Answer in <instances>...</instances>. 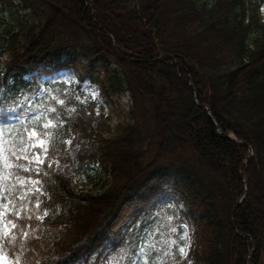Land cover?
<instances>
[{
    "label": "trees",
    "instance_id": "16d2710c",
    "mask_svg": "<svg viewBox=\"0 0 264 264\" xmlns=\"http://www.w3.org/2000/svg\"><path fill=\"white\" fill-rule=\"evenodd\" d=\"M1 3L10 15L9 23L0 24V121L20 128L19 121L38 114L30 111L34 105L51 104L67 120L59 131L70 129V136L54 141L63 172L48 169L47 161L42 166L55 185L41 173L47 195L36 193L43 204L34 211L40 215L47 208L49 216L31 222L39 225L40 239L30 231L24 243L32 251L24 264H127L118 253L129 235L110 221L125 197L140 189L161 196L158 202L167 212L130 215L127 222L144 220L135 232L147 237L159 227L157 240L162 234L179 240L186 223L193 233L189 256L182 260L173 246L174 259L164 257V264H264V221L258 228L244 210L255 194L264 214V0ZM62 58L90 62L89 68L105 75L106 92L129 90L130 121L118 124L114 134L97 102L77 100L60 89L64 84L48 85L41 93L42 81L32 74L58 67ZM90 76L99 82V76ZM53 95L75 108L71 119L65 106L49 99ZM204 105L222 131L253 146L246 165L247 146L220 136ZM20 114L17 121L3 119ZM67 138H73L72 154L64 157L67 145L61 140ZM208 147L221 151L219 160L229 166L210 162ZM240 171L248 189L237 204L245 191ZM104 173L110 177L94 191L89 185L99 184ZM168 216L174 219L167 221ZM171 227L178 233L168 231Z\"/></svg>",
    "mask_w": 264,
    "mask_h": 264
},
{
    "label": "snow or ice",
    "instance_id": "6c2138e0",
    "mask_svg": "<svg viewBox=\"0 0 264 264\" xmlns=\"http://www.w3.org/2000/svg\"><path fill=\"white\" fill-rule=\"evenodd\" d=\"M98 95V90L94 91L93 99ZM49 99L65 106L62 109L64 115L69 119L72 118L75 108H67L65 100L58 99L55 95ZM41 108L44 111H40ZM30 111L38 114L19 121L20 128L7 127L0 121V264H24L27 252L32 251L26 249L24 243L28 240L30 231L37 240L40 239L37 234L39 225L33 227L31 222L44 221L45 217L49 216L47 208H44L40 215H36L34 211L40 209L43 204L36 193L47 195L44 191L46 182L41 178V173L43 177L48 178L49 185H55L51 173L42 166L47 161L48 169L57 173H62L63 168L66 167L61 165V153L54 141L59 136L66 134L70 136V129L67 133L59 131L67 120L62 118L60 111L51 104H36ZM53 114L55 120L51 118ZM61 143L67 145L62 155L71 156L69 149L73 145V138L61 140ZM37 147L42 151H36ZM76 148H79L78 144ZM50 149L52 155L49 154ZM9 214L12 218H9ZM173 219L174 217L171 216L166 217L167 221ZM20 220L24 223H19ZM137 223H144L143 218L134 221L133 226ZM181 227L184 231L179 240L171 236L165 238L164 234L157 240L154 233L142 237L138 232H129V241L118 253L119 260H127V264H138V261L139 264H164V257L174 259L175 254L171 251L173 246H177L179 253L186 257L189 244H180V241L189 240L188 225L183 224ZM168 231L176 233L178 229L171 227ZM155 232L159 233L161 229L158 227ZM8 249H18V251L10 255ZM110 264L113 262L110 261Z\"/></svg>",
    "mask_w": 264,
    "mask_h": 264
},
{
    "label": "rangeland",
    "instance_id": "374dc122",
    "mask_svg": "<svg viewBox=\"0 0 264 264\" xmlns=\"http://www.w3.org/2000/svg\"><path fill=\"white\" fill-rule=\"evenodd\" d=\"M68 2H74V0H65ZM170 1V0H167ZM2 20V17L0 15V22ZM0 29H1V25H0ZM80 65V63H78ZM148 77V81L149 83H153L152 80V76L147 74ZM101 85H103L102 82H100ZM106 89V87H105ZM96 90H92L91 93H93ZM103 91V88L101 89V92ZM99 92V90H98ZM98 97L101 99L102 103H104L105 105V109H106V113L109 114L110 117V122L113 123V132L115 134V129L117 127V124L120 121H123L129 114L130 112V96L128 94H123V95H118V94H114V93H109L108 95H104L102 92V97L99 95ZM128 122V121H126ZM115 128V129H114ZM111 132V133H113ZM207 153L208 155V159L210 162H214V160H217V167H222V166H229V162L226 163L222 160H219V157H222L223 153L221 151H218L217 149H215L214 147H208L207 148ZM224 169V168H223ZM226 174H229V170H226ZM228 182L230 181V177L228 175ZM247 213L250 216L252 223H256L258 226V228L260 227V223L264 221V214H263V205L261 202L258 203L257 201V197L255 194L251 195L250 199H249V205L248 207H246ZM257 228V229H258Z\"/></svg>",
    "mask_w": 264,
    "mask_h": 264
}]
</instances>
